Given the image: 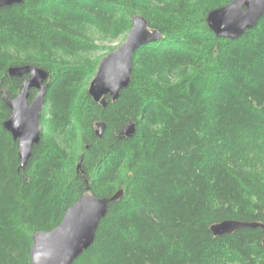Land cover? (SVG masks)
Wrapping results in <instances>:
<instances>
[{
  "label": "trees",
  "instance_id": "1",
  "mask_svg": "<svg viewBox=\"0 0 264 264\" xmlns=\"http://www.w3.org/2000/svg\"><path fill=\"white\" fill-rule=\"evenodd\" d=\"M230 1L0 8V264H31L32 235L57 226L87 186L98 197L123 194L72 264H264L260 227L210 229L224 219L264 222V14L239 38L218 37L206 16ZM137 13L162 37L135 50L129 85L102 106L87 91L96 42L125 37ZM26 64L49 75L40 139L21 168L2 91L19 94L27 75L8 69Z\"/></svg>",
  "mask_w": 264,
  "mask_h": 264
},
{
  "label": "water",
  "instance_id": "2",
  "mask_svg": "<svg viewBox=\"0 0 264 264\" xmlns=\"http://www.w3.org/2000/svg\"><path fill=\"white\" fill-rule=\"evenodd\" d=\"M22 1L0 0V8ZM263 14L264 0H231L226 5L211 10L206 16V24L216 36L234 40L246 29L255 26ZM131 20L132 26L125 40L99 60L97 70L89 82L88 94L94 102L102 106L107 104V96L115 101L120 91L129 85L135 50L162 37L157 29L149 27L142 14L133 15ZM8 73L18 77L27 75L16 97L8 98L2 91V99L10 109L3 126L18 142L20 167L23 168L31 156L33 146L40 139V114L44 106V92L49 74L45 69L32 64L11 66ZM33 89L36 90L35 96L29 100L30 91ZM96 126V134L101 137L105 124L98 121ZM134 131L133 122L123 125L124 135L130 136ZM81 161L80 158L78 169ZM122 194L123 190L120 189L109 197H98L87 186L84 193L66 209L57 226L32 235L31 264H72L92 244L97 226L105 216L109 204L119 199ZM243 227H260L264 233V222L235 219L213 223L210 229L214 235H223ZM262 243L264 246V238Z\"/></svg>",
  "mask_w": 264,
  "mask_h": 264
},
{
  "label": "rangeland",
  "instance_id": "3",
  "mask_svg": "<svg viewBox=\"0 0 264 264\" xmlns=\"http://www.w3.org/2000/svg\"><path fill=\"white\" fill-rule=\"evenodd\" d=\"M126 36L120 37L119 39L112 41V42L107 41V40L106 41H97L96 43H101L100 48H98L93 55L102 58L104 55H106L109 52L108 48L112 47L111 50L118 48L122 44V42L125 40Z\"/></svg>",
  "mask_w": 264,
  "mask_h": 264
}]
</instances>
